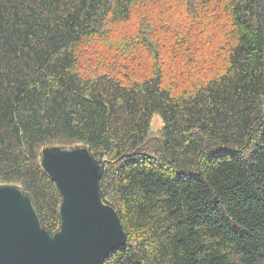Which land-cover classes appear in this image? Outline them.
<instances>
[{
  "label": "trees",
  "instance_id": "trees-1",
  "mask_svg": "<svg viewBox=\"0 0 264 264\" xmlns=\"http://www.w3.org/2000/svg\"><path fill=\"white\" fill-rule=\"evenodd\" d=\"M79 143L127 234L104 264H264V0H0V183L51 230L40 151Z\"/></svg>",
  "mask_w": 264,
  "mask_h": 264
},
{
  "label": "water",
  "instance_id": "water-1",
  "mask_svg": "<svg viewBox=\"0 0 264 264\" xmlns=\"http://www.w3.org/2000/svg\"><path fill=\"white\" fill-rule=\"evenodd\" d=\"M40 165L60 194L58 226L42 223L28 191L0 183V264H104L127 238L100 185L106 158L86 144L48 145Z\"/></svg>",
  "mask_w": 264,
  "mask_h": 264
},
{
  "label": "rangeland",
  "instance_id": "rangeland-1",
  "mask_svg": "<svg viewBox=\"0 0 264 264\" xmlns=\"http://www.w3.org/2000/svg\"><path fill=\"white\" fill-rule=\"evenodd\" d=\"M171 11V10H170ZM169 12V11H168ZM133 19H135V18H132V20L131 21H128V22H121L120 24L121 25H119V28H122V27H127L126 28V32H131V29H132V31H133V29H134V24H135V21H133ZM169 19H172V17L170 16V18ZM119 23V22H118ZM118 23H116V26L118 25ZM169 23H171V21H169ZM168 33H170V32H168ZM167 33V34H168ZM172 33H174V31H172ZM159 39H160V48H159V52H160V54H161V57L163 58V60L165 61L164 63H169V59H167L166 57H168V52L170 51V49H169V47L167 46L168 44H170V42L169 41H165L164 40V38H163V35L160 33V37H159ZM136 45H132L133 46V48L131 49V53H132V56H134L135 54H137V56H139L140 57V52L143 50L144 51V48L142 47V46H137V45H140V41H136V43H135ZM101 46H103V45H101L100 44V47ZM101 48H103V47H101ZM93 51V50H92ZM94 52V51H93ZM92 52V53H93ZM139 52V53H138ZM171 52V51H170ZM91 53V54H92ZM82 62H83V64H86V61H84V58L82 59ZM92 66H94V65H92ZM134 69V68H133ZM151 122V136H152V138H151V144H155V142H156V139L158 138V136L160 135V132H161V128H162V120H161V118H160V116L159 115H154L153 117H152V120L150 121ZM105 158V157H104Z\"/></svg>",
  "mask_w": 264,
  "mask_h": 264
}]
</instances>
